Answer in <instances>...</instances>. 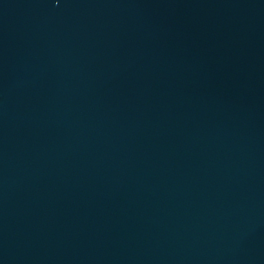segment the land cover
<instances>
[{"label": "water", "instance_id": "obj_1", "mask_svg": "<svg viewBox=\"0 0 264 264\" xmlns=\"http://www.w3.org/2000/svg\"><path fill=\"white\" fill-rule=\"evenodd\" d=\"M0 264H264V0H0Z\"/></svg>", "mask_w": 264, "mask_h": 264}]
</instances>
